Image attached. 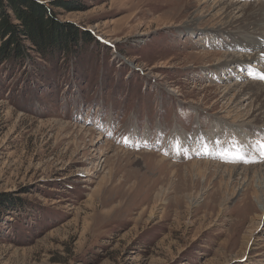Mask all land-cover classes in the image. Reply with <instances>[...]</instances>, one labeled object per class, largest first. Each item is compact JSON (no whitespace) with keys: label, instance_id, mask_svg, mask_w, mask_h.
Segmentation results:
<instances>
[{"label":"rangeland","instance_id":"1","mask_svg":"<svg viewBox=\"0 0 264 264\" xmlns=\"http://www.w3.org/2000/svg\"><path fill=\"white\" fill-rule=\"evenodd\" d=\"M30 1L71 51L0 34V264H264V214L226 173L264 164L241 132L257 104L236 98L263 67L225 64L264 42L231 48L204 0Z\"/></svg>","mask_w":264,"mask_h":264},{"label":"bare ground","instance_id":"2","mask_svg":"<svg viewBox=\"0 0 264 264\" xmlns=\"http://www.w3.org/2000/svg\"><path fill=\"white\" fill-rule=\"evenodd\" d=\"M203 3L205 5L213 4L214 10H217L218 15L222 17L223 20L219 24L221 27H219L218 30H227L228 31L227 34H229V36L231 38H238V40L235 41L236 43L233 44L231 46V48H233L234 46H236L237 48L241 47L243 49L247 47L248 50H250L251 46H254L256 44H260L262 41L264 42V2L263 1L252 0L250 3L246 2V4H243V5H240V2L237 0H232V1H230V0H214L212 3H210V0H204ZM235 11H238L239 16L235 15V13H234ZM241 41L245 42L246 46L244 45L242 47ZM247 43H249V45ZM260 56L262 58H260ZM235 57L236 56L231 55V54L226 55L225 64L228 63L230 65H233L235 63V65L240 64V65H244L246 67V66H250L251 62L252 63L253 62H262L263 68L260 70V72L262 74L261 76H264V51L263 50L261 52L259 51L258 53L254 54L253 56L244 57V59H241V58L237 59ZM229 89H232V88H229ZM243 96L246 97L245 100H255V104H257L256 105L257 107L254 105V111H253L252 115L249 116V118L251 120H253L251 123V124H253V126L248 127L249 129L245 127L246 129H243V131H241V132L244 134V133H247V131H249L248 134L256 135V133H258L259 134L258 136L264 135V79L259 80L257 83L254 82V83H249L245 86H242V89H241V91H239L237 93L236 98L240 99ZM249 106H250V104H249ZM236 110H237V108H236ZM233 113H234V111L232 110V111H230L229 114L233 115ZM245 130H247V131H245ZM245 136H246V134L241 135V137H244V140H245ZM256 137L257 136H255V138ZM261 138H263V137H261ZM245 143L246 142H244L243 145ZM246 146H248V144ZM219 147L220 146L216 147L217 150H219ZM150 154H152V153H150ZM161 158H162V160H167L164 157H161ZM205 166L208 169L209 167L213 166V164L211 163V161H207V162H205ZM227 167H228V165H227ZM217 168L223 169L224 167L222 164H219V165H217ZM255 170L256 169L253 166H238V165L232 166L226 170L227 176L231 177L230 179H233L235 176L239 175L242 178H244V180H245V182L242 183L243 187L241 189L243 190V188H244V193H246V194H243L242 195L243 198H241V199L244 200L245 202H247L246 205H244L243 207L245 208V213H246L245 216L248 218V221L250 220V218L253 217L252 214L255 211V206L253 207V205L251 206V204H248L249 195L255 194L254 199H255V202L257 204L256 210L257 209L259 210V208H258V206H259L261 213L264 214V164L259 166V169H257V171H255ZM252 173L256 176L255 181L254 180L253 181L255 184H257L256 185L257 190L254 191V193L252 191L251 186L248 185L249 180H251V179H247L253 175ZM256 180H257V182H256ZM218 195L220 197L222 196V194H220V192ZM218 201H219V198L218 199L216 198V200H215L216 203H214L215 205L213 207H211L213 211L217 209V206H218L217 202ZM224 201L228 202L227 199H224ZM238 202H239V200L235 202V208L236 209L238 207ZM239 205H241V203ZM233 210H235V209H233ZM254 213H257V211H255ZM255 219L256 218L253 217L254 221H255ZM250 241L251 240L249 238L245 245L247 246L250 243Z\"/></svg>","mask_w":264,"mask_h":264},{"label":"trees","instance_id":"3","mask_svg":"<svg viewBox=\"0 0 264 264\" xmlns=\"http://www.w3.org/2000/svg\"><path fill=\"white\" fill-rule=\"evenodd\" d=\"M9 1L11 2L10 6L12 8V12L14 16L12 15L10 16L6 12H4V10L1 8V11H0V34L1 35L8 34L10 37H13V38H10L11 39L10 41H12L14 40L15 37L18 36V34L23 33V35L25 36V39L30 41L36 47L38 51L41 50L42 53H45V54H48V53L51 54L49 50L51 49L50 47L52 46L60 47L63 53L64 52L68 53L71 51L67 43L63 42V43H60L59 45H56L58 43L54 44L52 42H47L50 40L49 38L50 36H48L46 39H42L41 37L38 36L37 28H39L38 26L41 25L40 22L43 20V17L39 15H34V12H35V8H39L42 10L43 6L37 4L36 2H31L30 0H9ZM21 4L26 5V7H24L25 10H23V7L21 6ZM44 12L46 14L47 11H44ZM13 18H15L20 23V27H21L20 30H19L20 28L19 26H13L11 24ZM73 42H76V41H73ZM9 43L3 44V46L0 48V63L11 59L10 53L12 51L9 48H7ZM23 49L20 52H23ZM15 51L19 52V48L15 49ZM0 206H1V203H0Z\"/></svg>","mask_w":264,"mask_h":264},{"label":"snow or ice","instance_id":"4","mask_svg":"<svg viewBox=\"0 0 264 264\" xmlns=\"http://www.w3.org/2000/svg\"><path fill=\"white\" fill-rule=\"evenodd\" d=\"M261 79H264V76L260 77ZM237 145L240 147H244V145H242L240 143V141H237ZM259 155L261 157V159H264V141H261L259 143ZM241 160H245L246 162H254V161H248L246 160L245 156L243 155V153H237L234 158L232 159L231 162H237V161H241Z\"/></svg>","mask_w":264,"mask_h":264}]
</instances>
